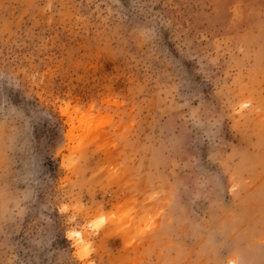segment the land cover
I'll return each mask as SVG.
<instances>
[{
  "label": "rangeland",
  "instance_id": "rangeland-1",
  "mask_svg": "<svg viewBox=\"0 0 264 264\" xmlns=\"http://www.w3.org/2000/svg\"><path fill=\"white\" fill-rule=\"evenodd\" d=\"M231 262L264 264V0H0V264Z\"/></svg>",
  "mask_w": 264,
  "mask_h": 264
},
{
  "label": "clouds",
  "instance_id": "clouds-1",
  "mask_svg": "<svg viewBox=\"0 0 264 264\" xmlns=\"http://www.w3.org/2000/svg\"><path fill=\"white\" fill-rule=\"evenodd\" d=\"M84 256H87L88 255V248H87V246H85V248H84Z\"/></svg>",
  "mask_w": 264,
  "mask_h": 264
},
{
  "label": "bare ground",
  "instance_id": "bare-ground-1",
  "mask_svg": "<svg viewBox=\"0 0 264 264\" xmlns=\"http://www.w3.org/2000/svg\"><path fill=\"white\" fill-rule=\"evenodd\" d=\"M77 234H79V233H77ZM232 264H233V262H231Z\"/></svg>",
  "mask_w": 264,
  "mask_h": 264
}]
</instances>
